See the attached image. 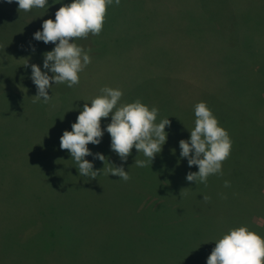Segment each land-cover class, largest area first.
Segmentation results:
<instances>
[{
  "label": "trees",
  "instance_id": "1",
  "mask_svg": "<svg viewBox=\"0 0 264 264\" xmlns=\"http://www.w3.org/2000/svg\"><path fill=\"white\" fill-rule=\"evenodd\" d=\"M116 15L124 25L123 12ZM106 25L104 22L102 32ZM211 41L206 38L205 46ZM194 50L201 54L200 48L199 53ZM170 52L171 57L153 61L155 67L148 71L179 64L180 56ZM202 60L207 74L201 79V98L194 104L180 100L176 87L155 84L156 79H152L150 92L141 96L149 108H158L157 123L164 118L178 123L183 116L185 123L178 132L184 140H190L195 125V104L206 102L233 142L231 154L222 164L223 174L210 175L207 186L189 182L186 176L198 171L197 165L177 166L172 159L164 161L156 155L147 167H137L135 159L147 160L143 153L134 148L127 161L118 160L108 144L111 138L106 136L98 145H88L91 153L105 156V164L94 155L85 157L100 170L99 181L86 182L96 187L84 192L68 189L65 198L56 195L51 185L67 189L70 180L72 186L81 187L77 165L67 150L62 151L65 156H42L47 160L48 173L31 174L17 168L9 171L4 164L0 168V192L13 202L28 195L37 207V212L28 207L24 210L25 221L15 234L17 239L11 238L17 248L16 262L20 258L21 264H41L43 255L50 253L69 255L65 264H207L215 240L231 228L245 225L264 238V62ZM18 128L13 124L0 131L8 136L0 139V162L10 156V137ZM175 144L181 151L179 141ZM47 149L51 151L52 145ZM109 163L123 165L131 178L125 182L106 174ZM105 179L113 181L115 187L105 188ZM225 181L230 182L229 187L224 186ZM204 195L210 200L205 202ZM81 252L83 258L73 257Z\"/></svg>",
  "mask_w": 264,
  "mask_h": 264
},
{
  "label": "rangeland",
  "instance_id": "2",
  "mask_svg": "<svg viewBox=\"0 0 264 264\" xmlns=\"http://www.w3.org/2000/svg\"><path fill=\"white\" fill-rule=\"evenodd\" d=\"M71 2L59 0L54 3L48 0L44 8L25 12L18 11L16 0L12 3L0 0V131L4 132L13 124L19 127L16 135L10 137L13 145L10 156L4 163L0 162V168L7 164L9 171L17 168L18 171L31 174L50 170L46 167L47 160L42 156L53 158L60 154L66 155L62 154L65 150L60 148V137L65 130H72L71 126L76 122L83 105L86 102L90 104L103 87L119 88L123 92L121 103L137 99L144 103L141 95L150 92L152 79H156L155 84L159 83L168 89L176 87L180 100L189 105L201 98V79L207 74L202 59L216 63L226 60L264 62V0H120L119 5L113 0L105 17L106 30L98 36L89 33L87 38L74 41L85 51L91 50V63L79 73V84L68 87L67 84L53 82L48 94L51 97L56 95L55 99L48 103L37 101L31 65L36 64L42 71L53 75L50 70L44 69L43 61L44 54L53 50L55 44L34 39V33L42 31L44 20L55 19L59 7ZM122 12L125 16L124 25L116 15L122 16ZM119 27L121 29L115 32ZM193 37L197 38L198 44ZM206 38L212 39L207 46ZM177 47L184 48L175 50ZM196 48L198 53L200 48L199 56L194 50ZM170 49L176 53L174 56H180L179 64L170 65L172 68L167 66V70L158 68L148 71L150 66L155 67L153 61L159 63L171 57ZM26 63L27 66L24 65ZM182 119L165 127L167 139L161 152L156 154L162 156L160 159L164 161L172 159L177 166L178 163H188L187 158L181 157V151L175 144L183 137L178 132L185 123ZM110 122L111 114L102 118V129H106ZM2 132L0 139L8 137L1 135ZM105 136L111 138L106 130L104 139ZM108 141L111 149V140ZM49 144L52 145L51 151L47 149ZM113 157L120 160L116 153ZM162 167L166 171L165 165ZM93 170H96L95 167ZM76 177L81 181V187L72 186L68 180L67 189L57 184L51 185V189L59 197L65 198L68 189L84 192L96 187L86 184L87 181L100 180L80 174ZM104 187L113 189L115 186L113 181L105 179ZM33 200L26 195L13 202L0 192V264L20 263V258L17 262L15 260L16 247L11 238L17 239L15 234L25 221L24 210L28 207L32 212H37ZM82 241L78 248L82 246ZM71 248L76 246L71 244ZM82 252L73 257L83 258ZM68 256L45 253L41 264H65Z\"/></svg>",
  "mask_w": 264,
  "mask_h": 264
},
{
  "label": "clouds",
  "instance_id": "3",
  "mask_svg": "<svg viewBox=\"0 0 264 264\" xmlns=\"http://www.w3.org/2000/svg\"><path fill=\"white\" fill-rule=\"evenodd\" d=\"M6 2L12 3L13 0ZM16 2L18 11L25 12L48 5V0ZM111 4L113 0H72L70 4L59 7L54 20L49 18L43 21L42 31H36L34 39L55 44L53 50L44 54L43 61L44 69L50 70L53 75L42 71L36 64L31 65L37 101H51L48 89L52 88V82L67 84L68 87L79 84V73L91 63V50L85 51L74 41L87 38L89 33L98 36L103 30L107 9ZM115 4L119 5L120 0H115ZM24 65L27 66V63ZM122 96L123 92L119 88H101L100 94L92 98L90 104L86 102L83 105L76 122L71 126L72 130H65L60 137V148L70 152L80 176L95 179L100 174V170H93V163L85 157L94 155L105 164L106 158L102 153L93 154L88 148L90 143L98 145L101 142L105 130L111 136V149L122 161H127L133 147L143 153L147 160L135 159L137 167H147L155 155L161 152L167 139L165 127L170 126V120L164 118L157 123L158 108H149L139 99L121 103ZM194 113L196 119L194 128L190 130V140L179 141L180 155L187 158L189 166H198V171L187 174V181L207 186L210 175L223 174L222 164L230 156L233 142L206 102L196 103ZM110 114L111 122L106 129H102V118ZM106 174L118 176L125 182L131 178L123 165L111 163ZM224 186L229 187L230 182L225 181ZM203 200L207 202L210 197L204 195ZM207 264H264V238L245 225L231 228L215 240Z\"/></svg>",
  "mask_w": 264,
  "mask_h": 264
}]
</instances>
